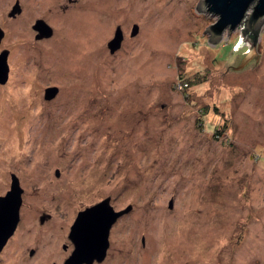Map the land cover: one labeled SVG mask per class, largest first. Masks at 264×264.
Wrapping results in <instances>:
<instances>
[{
    "label": "rangeland",
    "instance_id": "1",
    "mask_svg": "<svg viewBox=\"0 0 264 264\" xmlns=\"http://www.w3.org/2000/svg\"><path fill=\"white\" fill-rule=\"evenodd\" d=\"M17 1L0 0V195L11 173L22 192L0 264H61L105 197L130 209L92 264H264V20L237 66L244 20L212 40L199 0H19L12 17Z\"/></svg>",
    "mask_w": 264,
    "mask_h": 264
},
{
    "label": "water",
    "instance_id": "2",
    "mask_svg": "<svg viewBox=\"0 0 264 264\" xmlns=\"http://www.w3.org/2000/svg\"><path fill=\"white\" fill-rule=\"evenodd\" d=\"M203 4H206L208 11L217 15L216 21L208 24L203 30L210 31L209 37L212 40L217 39L225 29L233 30L244 20L239 37L241 38L247 33L245 30L252 33L253 30L258 29L264 20V0H199V9L202 8ZM19 11L20 6L17 1L8 14L11 16ZM32 27L36 30V38L48 37L52 33L50 25L42 18L35 19ZM137 30L138 25L134 23L130 34L135 35ZM1 36L2 30L0 28ZM122 38L123 32L120 26H116L113 37L107 42L110 52L120 46ZM254 48L255 43L252 44L248 53L237 66L253 54ZM7 77L8 63L7 50L5 49L0 53V83H5ZM56 92V86H48L45 88L44 98L50 99L55 96ZM21 192L22 188L18 177L11 173L10 187L4 195H0V248L13 232L18 221ZM171 205L172 203L169 202V207ZM129 209L130 206L122 210H114L109 204V197H105L101 201L78 211L67 235L73 244V248L61 264H92L93 261L103 260L108 247V233L112 223ZM43 219L44 215L40 217V221Z\"/></svg>",
    "mask_w": 264,
    "mask_h": 264
},
{
    "label": "flooded vegetation",
    "instance_id": "3",
    "mask_svg": "<svg viewBox=\"0 0 264 264\" xmlns=\"http://www.w3.org/2000/svg\"><path fill=\"white\" fill-rule=\"evenodd\" d=\"M17 1V0H16ZM19 1V0H18ZM19 4V3H18ZM19 6H20V11L18 12V13H16V14H19L20 15V12L22 11V7H21V5L19 4ZM16 14H14V15H12V17L13 16H15ZM33 25V24H32ZM0 28H1V30H3V25H2V21L0 22ZM35 30V29H34ZM35 34H36V30H35ZM3 38H4V31H3V36L2 37H0V53H2L5 49L7 50V63H8V55H9V50L7 49V48H5V46L3 45ZM8 71H9V67H8ZM8 79V78H7ZM7 81V80H6ZM0 84H4V83H0ZM109 204H110V198H109ZM15 229V228H14ZM13 232H14V230H13ZM12 232V233H13ZM12 233L9 235V237L12 235ZM109 234V233H108ZM9 237L6 239V241H5V243L2 245V247L0 248V253L2 252V250L4 249V247H5V244H6V242L8 241V239H9ZM72 246H73V244H72ZM108 246H109V238H108ZM62 248L63 249H66L67 248V245L66 244H63L62 245ZM73 248V247H72ZM108 248V247H107ZM71 252V251H70ZM70 252H69V254H70ZM106 252H107V249H106ZM31 253H33V252H31ZM68 254V255H69ZM67 255V256H68ZM66 256V257H67ZM105 256H106V254H105ZM65 259V258H64ZM104 259V258H103ZM94 262V261H93Z\"/></svg>",
    "mask_w": 264,
    "mask_h": 264
},
{
    "label": "trees",
    "instance_id": "4",
    "mask_svg": "<svg viewBox=\"0 0 264 264\" xmlns=\"http://www.w3.org/2000/svg\"><path fill=\"white\" fill-rule=\"evenodd\" d=\"M245 31L247 32L245 35H246V37L248 38V40H249L252 44H254V43L256 42V40H257V37H258V30L255 29V30H253L252 33L248 32L247 30H245Z\"/></svg>",
    "mask_w": 264,
    "mask_h": 264
}]
</instances>
